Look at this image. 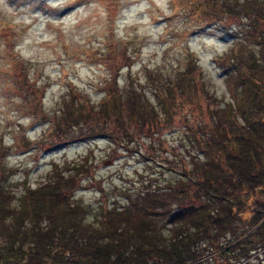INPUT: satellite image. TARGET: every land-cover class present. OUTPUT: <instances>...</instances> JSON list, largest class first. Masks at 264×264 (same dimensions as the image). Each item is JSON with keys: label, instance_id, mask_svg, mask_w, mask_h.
Returning <instances> with one entry per match:
<instances>
[{"label": "rangeland", "instance_id": "1", "mask_svg": "<svg viewBox=\"0 0 264 264\" xmlns=\"http://www.w3.org/2000/svg\"><path fill=\"white\" fill-rule=\"evenodd\" d=\"M204 1L0 0V162L5 164L0 183L18 197L24 181L34 187L52 159L72 158L92 147L97 159L73 188L74 197L90 209L85 215H93L100 205L123 200L125 189L163 185L188 167L198 150L191 142L213 124L212 107L233 99L231 84L238 75L227 68L225 52L242 38L255 40L243 15L212 14L213 5ZM171 68L183 69L178 79L189 82V93L175 88L172 120L161 116L157 125L135 133L130 147L107 132L66 129L57 137L48 128L65 100H98L117 86L115 80L122 86L130 74L157 100L144 82L146 70ZM239 211L248 218L256 206L249 200ZM244 228L237 222L216 244L237 246ZM3 244L0 233V248ZM208 244L203 242L195 264L234 261ZM243 262L264 264V249Z\"/></svg>", "mask_w": 264, "mask_h": 264}, {"label": "trees", "instance_id": "2", "mask_svg": "<svg viewBox=\"0 0 264 264\" xmlns=\"http://www.w3.org/2000/svg\"><path fill=\"white\" fill-rule=\"evenodd\" d=\"M210 4L212 14L243 15L255 40L242 38L225 52L227 68L238 75L231 84L233 99L212 107L213 124L191 142L198 150L189 166L163 185L125 189L123 200L114 198L93 215H85L90 209L74 197L73 188L97 159L92 147L72 158L52 159L34 187L24 181L18 197L0 183L1 264H195L203 242L213 252L228 253L234 261L226 264H243L264 249V0L202 3ZM148 71L144 82L157 100L130 74L122 86L115 80L117 86L98 100H65L48 128L57 137L66 129L102 131L121 146L134 145L135 133L157 125L161 116L174 117L175 88L190 91L189 82L178 79L183 69ZM195 93L196 88L191 96ZM249 200L256 214L246 218L239 210ZM237 222L245 225L237 246L217 245Z\"/></svg>", "mask_w": 264, "mask_h": 264}]
</instances>
